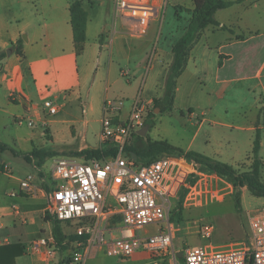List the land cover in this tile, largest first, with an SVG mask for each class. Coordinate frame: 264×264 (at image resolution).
Listing matches in <instances>:
<instances>
[{
  "label": "crops",
  "instance_id": "crops-1",
  "mask_svg": "<svg viewBox=\"0 0 264 264\" xmlns=\"http://www.w3.org/2000/svg\"><path fill=\"white\" fill-rule=\"evenodd\" d=\"M78 1L87 12L86 43L81 55L75 47L71 17V5ZM103 1L0 0V173L8 174L6 170H11L16 159H24L34 171L39 192L36 198L23 197L27 199L23 204L26 214L42 217L47 209L52 184L42 173L50 158L83 160L80 153L84 150L111 149L102 137L104 102L112 94L123 92L130 100L123 114L127 116L131 101L143 93L140 86L144 79L157 70L159 77L161 67L154 62L166 60L168 64L172 58L163 50L152 55L151 44L144 39L159 25L162 15L172 10L180 20L186 16L187 28L195 7L193 0H144L155 7L156 13L146 35L136 36L133 21L122 14L115 0H109L110 11ZM225 1L234 5L216 13L219 25L208 27L196 45L178 79L176 97L189 74L208 81L209 91L218 100L224 98V104L235 105L230 96L236 97L241 125L226 126L241 132V163L251 161L257 129L262 131L259 157L264 163V120L258 110L264 108V0ZM149 56L154 57L150 60ZM124 66H131V71ZM125 77L138 82L140 90L133 97L122 91L120 83ZM46 101L58 107L56 115L50 116L43 108L41 104ZM208 107L217 111L219 104L212 101ZM20 117L33 120L34 125L18 124ZM151 130L149 126L147 139L158 141ZM25 176L12 175L18 189ZM15 204L0 199V247L24 246L25 254L16 264H61L67 252H59L55 262H45L41 254L30 252L29 246L41 237L25 238L19 226L26 223V214ZM49 228L48 236H53L52 226Z\"/></svg>",
  "mask_w": 264,
  "mask_h": 264
},
{
  "label": "built area",
  "instance_id": "built-area-1",
  "mask_svg": "<svg viewBox=\"0 0 264 264\" xmlns=\"http://www.w3.org/2000/svg\"><path fill=\"white\" fill-rule=\"evenodd\" d=\"M123 15L135 26L136 36L146 35L155 16V7L144 0H115ZM43 108L50 116L58 113L53 101ZM123 100H106L102 117L103 140L113 152L103 159L76 161L61 157L51 171V190L47 209L58 221L76 225L77 250L65 264H86L103 252L110 258H132L138 251L148 254L150 264H264V212L249 219V234L243 241L227 246L198 245L176 249L178 233L188 232L186 222L171 218L173 201L188 191V201L201 197L223 200L229 184L217 173L203 171L185 157L162 155L144 162L127 150L133 135H138L150 115V104L138 94L124 117ZM20 125L34 121L20 117ZM11 174V170H6ZM39 188L29 174L12 197L36 198ZM18 212V209H16ZM150 226L157 228L151 234ZM144 231V235H139ZM119 233V235L115 234ZM214 226L200 221L198 235L213 237ZM30 252L55 262L59 256L55 238L41 237L29 246Z\"/></svg>",
  "mask_w": 264,
  "mask_h": 264
},
{
  "label": "rangeland",
  "instance_id": "rangeland-1",
  "mask_svg": "<svg viewBox=\"0 0 264 264\" xmlns=\"http://www.w3.org/2000/svg\"><path fill=\"white\" fill-rule=\"evenodd\" d=\"M103 2H106L107 6H109V11L112 10V3L109 0H104ZM185 17L183 20L178 19L173 14V10L168 14H164V16L162 15L159 25H155V29L144 39V42L148 40L151 44L152 55L155 52L157 55L160 50H163L168 53V56L172 57L168 64L166 60L154 62L161 67L159 77H157L158 70L156 71L157 73H149L148 78L144 79L140 86L143 90L141 95L150 104L149 117L151 116V120L149 123L152 129V136L158 139V141L166 140L173 145H178L185 149L191 148L192 151L201 153L213 161L232 164L239 175L250 170L252 160L241 163V132L226 126L227 124H231L234 127L241 125V110L236 106V97L230 96L231 102L234 101L235 105L233 103L230 105L224 104V98L218 100V97L209 91L208 81H200L189 74L184 79L185 82L182 90L178 97L175 98L171 110H167L164 103H160L159 105L156 103V100L164 98L167 83L171 77V66L174 59L173 47L186 34L188 27L186 28L184 25L188 20ZM195 47L192 49L191 54ZM170 49L171 52L169 51ZM153 57L149 56V59L152 60ZM124 67H126V71H131V66ZM92 77L94 76L92 75L90 80H92ZM120 85L122 86V91H125L130 97L136 95L140 90V88L138 90V82H129L126 77L121 80ZM161 95L163 97H159ZM127 97L123 92L120 93L118 91L116 94H112L109 100H123L125 108H128L130 100ZM148 97H152L153 99L150 98L148 100ZM212 101L218 102L219 107L217 111L216 108L210 109L208 107V104ZM225 101L228 102L229 98H226ZM41 105L43 106L44 102ZM57 105H60V103L57 102ZM258 110L259 118L261 117V120H264V108H259ZM103 113L104 108L102 110V117ZM147 137L146 135V139L138 140L133 147L142 149L147 145L148 140L153 141L150 138L147 139ZM135 139L136 135H133L129 141V145H133ZM44 140L48 141L49 139L44 137ZM142 145L144 146L142 147ZM12 158H15V156H11V160H14ZM56 159L57 157L50 158L47 167L44 169V173H42V176L45 177L48 183L51 182L50 174ZM76 161L82 160L76 159ZM196 164L198 168H203L201 164ZM11 173L14 176L23 177L24 175L33 174L34 171L24 159H16L13 161ZM12 175L10 177L6 173H0V199L8 204L16 203L15 206L19 207V211L22 214H26L24 212L28 210H26L23 204L26 203L25 200L27 199L7 196V193L12 192L13 188L18 189V186L13 183ZM219 176L224 178L229 184V190L226 191V195L222 201L201 197L196 202H190L188 201V191H182L177 199L173 201L171 216L174 210L178 209L179 203L182 202L183 215L187 219L186 222H189L187 225H184L188 227L189 233L186 235V233L180 232L175 238L174 246L176 249L180 250L185 247L207 245L209 242L220 246L241 242L250 232V217L264 212V197L254 195L248 186H239L235 178ZM261 179L264 180V168H261ZM182 193H185V195L183 196ZM238 201L239 205L237 204ZM42 217L41 214L25 215L27 221L19 226V230L25 234L26 239L48 237L49 227L52 226V220L55 218L51 219L53 216L48 209H46ZM200 221L214 226L213 237L210 240H203L199 237L198 226ZM62 227L64 234L69 240L67 253L70 255L78 248L75 239L76 225L65 223L62 224ZM148 230L151 234L157 232V228L154 226H150ZM138 233L139 235H144V231H139ZM115 234L119 235V233ZM25 260L26 257H23L22 261L25 262ZM146 261L150 262L148 254L140 250L132 258L128 259L110 258L101 252L91 257L86 264H144ZM180 262L183 264V260Z\"/></svg>",
  "mask_w": 264,
  "mask_h": 264
},
{
  "label": "trees",
  "instance_id": "trees-1",
  "mask_svg": "<svg viewBox=\"0 0 264 264\" xmlns=\"http://www.w3.org/2000/svg\"><path fill=\"white\" fill-rule=\"evenodd\" d=\"M194 9L191 11V19L187 28L186 34L174 45L173 54L174 59L171 66V77L167 83L166 93L163 99L156 100V103H164L167 110H171L177 93L178 79L185 72L189 59L191 57L192 49L201 41L206 29L210 26H218L219 23L215 20L216 13L221 9H226L234 5L233 2H227L225 0H193ZM71 17L72 27L74 33V41L77 53L81 55L85 49L86 43V24H87V12L84 10L81 2H75L71 5ZM22 54V51H20ZM151 117V116H150ZM146 122V125H150L151 118ZM144 140L141 136H136L135 143L129 145L127 150L136 155L144 162H151L158 159L162 155L185 157L189 161L201 164L203 171H210L211 173H217L221 176L235 178L239 186H248L251 192L256 196L264 197V180L261 179V168H264V163L259 157L262 141V131L257 129L254 142V148L252 151V165L250 170L237 174V171L232 165L213 161L208 157L198 154L193 151L185 152L184 150L171 145L168 141H147V145H142V149L133 147L138 140ZM140 145V144H139ZM3 147L0 146V149ZM113 152L112 148L108 151L94 149L84 150L80 153V157L84 160L103 159ZM183 196L185 193H182ZM239 205V201L237 202ZM182 202L179 203L178 209L172 213V220L182 221L185 219L183 215ZM54 217H51V219ZM62 224L64 222L56 219L52 220V233L55 238L59 251L64 254L69 247V240L64 234ZM76 241L79 238L75 235ZM25 254L24 246L17 244L12 246L0 247V264H16V260ZM68 255L61 264H65V259H68Z\"/></svg>",
  "mask_w": 264,
  "mask_h": 264
},
{
  "label": "water",
  "instance_id": "water-1",
  "mask_svg": "<svg viewBox=\"0 0 264 264\" xmlns=\"http://www.w3.org/2000/svg\"><path fill=\"white\" fill-rule=\"evenodd\" d=\"M148 131H149V125H145L143 127V129L138 134H139V136L145 138L147 133H148Z\"/></svg>",
  "mask_w": 264,
  "mask_h": 264
}]
</instances>
